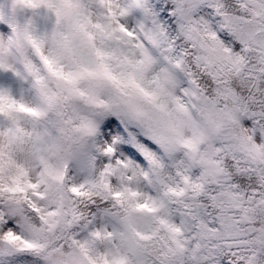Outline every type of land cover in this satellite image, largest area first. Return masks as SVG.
Here are the masks:
<instances>
[{"label": "snow or ice", "instance_id": "obj_1", "mask_svg": "<svg viewBox=\"0 0 264 264\" xmlns=\"http://www.w3.org/2000/svg\"><path fill=\"white\" fill-rule=\"evenodd\" d=\"M11 6L46 9L50 27L13 21L0 36V69L25 62L38 96L0 88V264H264V0ZM111 109L183 152L162 195L120 160L93 181L67 177Z\"/></svg>", "mask_w": 264, "mask_h": 264}, {"label": "rangeland", "instance_id": "obj_2", "mask_svg": "<svg viewBox=\"0 0 264 264\" xmlns=\"http://www.w3.org/2000/svg\"><path fill=\"white\" fill-rule=\"evenodd\" d=\"M32 9L17 7V16H10L0 9V25L7 31L0 30V36H7L11 32L10 25L14 21L19 26L28 25L30 31L36 35H43L50 27L48 12L46 21H31ZM27 61L32 66L37 64V59L31 52L30 47L26 48ZM0 88L18 101L36 104L38 96L28 76V68L25 62H17L11 69H0ZM29 125L33 123L28 121ZM37 126H42L35 122ZM137 122L129 119L118 109L103 111V117L97 126L95 136L90 138L89 145L76 150L71 162L67 165V177L71 182L82 183L93 181L97 178L104 165L120 160L131 168L149 173V180L141 178L138 181L139 187L154 195H162L165 187L173 181L179 180L177 170L180 168L176 163L174 154L165 153L148 135L146 128ZM105 146H110L113 151L111 156L103 151ZM94 147L97 152L94 151ZM145 152L152 153L160 162V169L157 174H152L153 165L150 164Z\"/></svg>", "mask_w": 264, "mask_h": 264}, {"label": "trees", "instance_id": "obj_3", "mask_svg": "<svg viewBox=\"0 0 264 264\" xmlns=\"http://www.w3.org/2000/svg\"><path fill=\"white\" fill-rule=\"evenodd\" d=\"M0 9L3 10L4 12H7L10 16H12V14L14 16H17V8L15 10L12 9L11 0H0ZM46 11L47 10L43 9V8L32 10V13L34 16V18H32V20L37 22V21H41V18H43V20L46 21V19H47ZM102 117H103V111L98 113L96 116L97 126H98L100 120L102 119ZM89 142H90V140L88 139L78 149H80L83 146L89 145ZM169 154H174L176 156L175 163L180 167L181 161H183L185 159L183 152L182 151H176V152L169 153ZM155 158L157 159V157H155ZM197 171H198L197 169H193V173H195Z\"/></svg>", "mask_w": 264, "mask_h": 264}]
</instances>
